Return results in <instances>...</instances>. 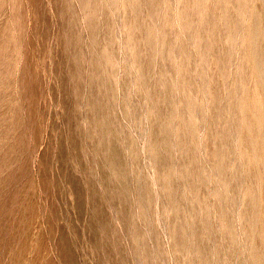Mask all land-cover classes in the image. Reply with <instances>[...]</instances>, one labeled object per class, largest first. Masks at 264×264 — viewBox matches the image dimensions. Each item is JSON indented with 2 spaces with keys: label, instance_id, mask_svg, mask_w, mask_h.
<instances>
[{
  "label": "rangeland",
  "instance_id": "rangeland-1",
  "mask_svg": "<svg viewBox=\"0 0 264 264\" xmlns=\"http://www.w3.org/2000/svg\"><path fill=\"white\" fill-rule=\"evenodd\" d=\"M263 81L264 0H0V264H264Z\"/></svg>",
  "mask_w": 264,
  "mask_h": 264
},
{
  "label": "bare ground",
  "instance_id": "bare-ground-1",
  "mask_svg": "<svg viewBox=\"0 0 264 264\" xmlns=\"http://www.w3.org/2000/svg\"><path fill=\"white\" fill-rule=\"evenodd\" d=\"M249 54H250V53H249ZM251 54H252V53H251ZM255 54H256V53H255ZM251 59H252V58H251ZM256 59H257V58H256ZM253 60H254V59H253ZM256 61H257V60H256ZM260 65H261V64H260ZM260 65H257V66L260 67ZM257 70H258V68H257ZM260 70H261V68H260ZM258 71H259V70H258ZM258 71H257V72H258ZM262 71H263V70H262ZM262 71H261V72H262ZM261 72L259 71L258 74H256V75H258V78H259V73H261ZM261 74H262V76L260 75V77H263V72H262ZM258 78H256V79H258ZM260 79H261V78H260ZM260 79H259V80H260ZM262 80H263V79H261L260 81H262ZM263 83H264V81H263ZM263 83H262V84H263ZM234 102H235V101H234Z\"/></svg>",
  "mask_w": 264,
  "mask_h": 264
}]
</instances>
